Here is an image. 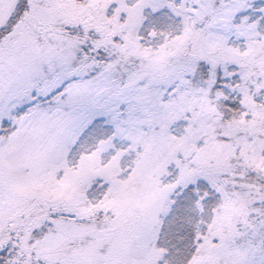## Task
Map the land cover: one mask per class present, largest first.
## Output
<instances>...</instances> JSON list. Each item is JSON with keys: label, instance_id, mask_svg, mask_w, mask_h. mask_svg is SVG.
Segmentation results:
<instances>
[{"label": "snow or ice", "instance_id": "obj_1", "mask_svg": "<svg viewBox=\"0 0 264 264\" xmlns=\"http://www.w3.org/2000/svg\"><path fill=\"white\" fill-rule=\"evenodd\" d=\"M0 264H264V0H0Z\"/></svg>", "mask_w": 264, "mask_h": 264}]
</instances>
